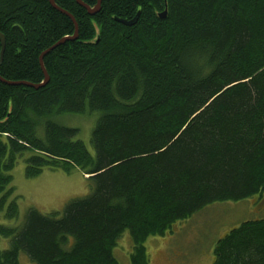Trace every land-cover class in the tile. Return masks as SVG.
<instances>
[{
    "label": "trees",
    "instance_id": "trees-1",
    "mask_svg": "<svg viewBox=\"0 0 264 264\" xmlns=\"http://www.w3.org/2000/svg\"><path fill=\"white\" fill-rule=\"evenodd\" d=\"M55 3L79 36L45 55L48 84L0 80V208L25 153L29 177L80 169L91 191L62 212L32 208L21 225L0 224L10 239L0 264H20L22 251L36 264H120L126 230L132 264H149L150 236L215 202L264 194V0H103L94 15ZM138 13L133 25L117 20ZM0 33V76L40 84L41 54L75 24L50 0H0ZM87 109L100 113L94 154L72 140L78 129L51 120ZM18 215L13 201L7 216ZM214 253L213 264H264V218L232 228Z\"/></svg>",
    "mask_w": 264,
    "mask_h": 264
},
{
    "label": "rangeland",
    "instance_id": "rangeland-1",
    "mask_svg": "<svg viewBox=\"0 0 264 264\" xmlns=\"http://www.w3.org/2000/svg\"><path fill=\"white\" fill-rule=\"evenodd\" d=\"M99 116V112L87 109L85 113L56 114L51 120L78 129L72 140L83 141L94 154L92 133ZM28 157L29 153L19 156L14 169L10 172L13 181L8 189L13 191L3 209L0 208V224L21 225L27 212L32 208L47 214L54 211L62 212L69 200L84 197L91 191L90 183L80 169L68 173L62 169L45 168L38 176L29 177ZM255 197L240 201L215 202L192 217L177 222L165 235L150 236L145 242L150 258L149 264H213L214 249L220 238L242 222L264 218V194L257 199ZM13 201L18 205L19 215L16 219H9L8 208ZM0 247L8 249L10 239L1 237ZM133 249L131 233L126 230L114 248V255L120 264H132ZM20 264L36 263L22 251Z\"/></svg>",
    "mask_w": 264,
    "mask_h": 264
},
{
    "label": "water",
    "instance_id": "water-1",
    "mask_svg": "<svg viewBox=\"0 0 264 264\" xmlns=\"http://www.w3.org/2000/svg\"><path fill=\"white\" fill-rule=\"evenodd\" d=\"M50 1H51L52 5L56 9L60 10L62 13L66 14L67 16H69L73 20V22L75 23V26H76V33H75V35L73 37L72 36H67V37L63 38L61 41H59L58 43H56L55 45H53L51 48L45 50L41 54V56H40V64H41V68H42V70L44 72V75H45V80L42 83H40V84H34V83H31V82H26V81H8V80H6V79H4L3 77L0 76V80L2 82L7 83V84H10V85H26V86H30V87H33V88H36V89H39L41 87H45L48 84L49 80H50V75H49V73H48V71H47V69L45 67V63H44V57H45V55L47 53H49L51 50H53L54 48H56L57 46H59L60 44H63L66 40L78 38V36H79V31H78L79 26H78V23L76 21V18L71 13H69L68 11L60 8L55 3V0H50ZM77 1L83 7H85L89 11L90 14H96L98 11H100L103 0H98L97 5L94 6V7L89 6L83 0H77ZM167 13H168L167 9L164 10L161 13V17L165 18L166 15H167ZM139 16H140V13H138L133 20H129V21L128 20H125V19H117V20L120 21V22H122V23H124V24H126V25H133L134 23L137 22ZM0 40L2 42V52H1V61H2L3 60V56H4V52H5V49H6V38H5V36L2 33H0Z\"/></svg>",
    "mask_w": 264,
    "mask_h": 264
},
{
    "label": "bare ground",
    "instance_id": "bare-ground-1",
    "mask_svg": "<svg viewBox=\"0 0 264 264\" xmlns=\"http://www.w3.org/2000/svg\"><path fill=\"white\" fill-rule=\"evenodd\" d=\"M97 2H98V1H97ZM96 5H97V4H96ZM96 5H95V6H96ZM88 12H89V11H88ZM91 15H94V14H91ZM72 37H73V36H72ZM85 176L88 177L89 175H85Z\"/></svg>",
    "mask_w": 264,
    "mask_h": 264
}]
</instances>
